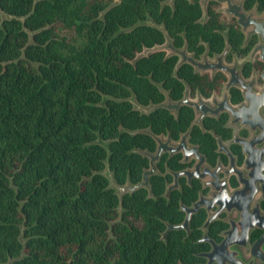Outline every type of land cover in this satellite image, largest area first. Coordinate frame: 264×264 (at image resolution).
<instances>
[{"label":"trees","instance_id":"obj_1","mask_svg":"<svg viewBox=\"0 0 264 264\" xmlns=\"http://www.w3.org/2000/svg\"><path fill=\"white\" fill-rule=\"evenodd\" d=\"M246 9L264 11V0H243ZM211 1L200 0H0V263L11 264H179L193 260L196 249L183 232L165 221L179 222L178 198L189 204L196 186L176 191L170 201L161 194L170 170L180 169V154L158 161L162 173L146 187L126 192L119 216V197L102 173L105 159L114 180L137 183L149 167L155 139L144 131L178 138L193 118L181 104L178 115L165 107L151 111L134 107L183 95L184 81L209 95L220 90L221 73L212 79L194 73L177 54L146 47L162 44L163 24L177 47L184 37L198 55L206 48L245 54L236 20H228ZM150 17L155 24L147 23ZM226 30V31H224ZM224 31V32H223ZM184 80V81H183ZM236 93L232 96L236 99ZM205 119L190 140L200 142L215 161V140L208 129L226 136L222 121ZM108 144V148L104 146ZM166 164V165H165ZM201 209L192 218V234L203 221ZM212 229V226L210 227ZM214 234V232H213Z\"/></svg>","mask_w":264,"mask_h":264},{"label":"flooded vegetation","instance_id":"obj_2","mask_svg":"<svg viewBox=\"0 0 264 264\" xmlns=\"http://www.w3.org/2000/svg\"><path fill=\"white\" fill-rule=\"evenodd\" d=\"M211 1L213 0L208 1L206 8ZM221 7L222 4L217 2L216 9L223 12L228 20L234 18L243 33L241 45L246 46L253 37L255 38V42L245 54L238 55L232 53L230 59L227 57L230 52L229 46L223 61L228 65L236 64L234 74L239 81L228 86H226V82L231 78L230 73L222 69L196 70L188 61L182 62L191 64L194 73H199L200 75L207 74L212 79L216 74L221 73L224 79H222L220 90L216 91L212 89L209 95L201 93L198 87L192 92L190 86L183 80L184 90L182 97L187 89L188 98L190 100L197 101L200 96L203 101L212 106L213 111L209 110L207 114L202 116L201 112H195L192 105L182 103L190 106L193 110V118L187 129L181 131L178 138H173L168 130L166 133H155L156 135H162L164 138H166L169 133L171 141L176 143L181 139L182 134L187 132V142L190 145H195L198 149V153L203 156V161L199 164L198 175L190 179H188L186 175H180L176 183H174L172 171L193 168L194 164L198 161L196 155L192 153L189 156H185L182 151H177L170 155V152L167 151L162 152L159 159L156 161L158 173L164 174L166 171L170 172L172 175V179L165 182V188L161 194L166 198L167 202L170 201L172 193L176 191L183 193L186 189L185 186L189 188L196 186L197 188V196L189 204L184 203L181 197L178 198L179 210L183 212V218L179 222L164 220V230L167 227V222L179 224L185 220L186 211L181 209L182 205L190 206L201 196L207 200L212 198L215 194L221 201L228 202L230 204V209H221L218 213L214 214L217 210V204L210 210L205 206H200L197 211L191 214L185 226L170 229L182 231L183 239H190L194 247L198 249L193 251L194 257L192 261L183 262L179 260V264H220L218 260L210 261L203 253L212 249L211 241L220 243L225 236L223 232L227 230H229L228 235L232 243L230 247L237 250L235 254L231 255L236 264H264V49L263 55L261 48L256 49V46L262 43L257 33H251L247 36V30L252 28V26L248 27L249 29L247 30H243L237 18L235 16L229 17ZM225 37L227 38V35H225ZM225 40L227 41V39ZM185 42L187 43L186 37H184L183 44ZM187 50L196 60H202L205 50L198 55L190 51L188 46ZM218 53L210 54L208 51V60H214L215 55ZM179 58L178 56V60ZM232 91L237 94L236 99L233 98ZM224 96L227 97L226 101L229 106L233 108L232 111L223 107ZM172 100L176 101L178 99ZM214 108H216V111H214ZM177 115L174 114L175 117ZM206 118L212 119V123H214V121L219 123L222 121V126L226 128L224 132L227 133L224 137L216 133L213 128L208 129L215 140V146L213 147L215 161L213 162H211L207 154L202 151L200 142H192L190 140V131L193 126H197L201 132L207 131L203 124ZM218 138L221 139V144L218 142ZM156 146L157 142L155 140V149ZM155 149L153 151H155ZM176 153L180 154L179 160L183 166L177 170H170L165 164V171L161 172L158 167V161H160L161 157L165 155L167 161ZM207 168L210 171H216V173L208 172ZM173 183L174 185L169 189L167 195H164L168 186ZM242 187L243 190L239 191L238 189ZM201 209L205 211V217L197 226L199 231H197L196 234H192V218ZM212 214L215 216L206 223L207 218ZM211 226L212 229H210ZM164 230L161 232V237ZM170 230H168V232ZM168 232L166 233L165 239H163L164 241H167ZM219 255L220 258L224 260V257H221L222 254L220 253Z\"/></svg>","mask_w":264,"mask_h":264},{"label":"water","instance_id":"obj_3","mask_svg":"<svg viewBox=\"0 0 264 264\" xmlns=\"http://www.w3.org/2000/svg\"><path fill=\"white\" fill-rule=\"evenodd\" d=\"M116 1H118V0H116ZM116 1H113V2H116ZM166 1L169 3L173 2V0H166ZM208 1H210V0H200L201 7L203 9V15L201 17V20H204L206 17V4L208 3ZM216 1L222 4L221 9L229 17L235 16L237 18V21L242 26L243 30H247V29H249L248 27L252 26V28L247 30V36H249L251 33H257L258 34L259 40L262 43L258 44L256 46V49L261 48L262 49V55H263V49H264V15L261 17L256 16V12H257L256 6H254L250 10H246L244 8V5H243V0H216ZM0 14L4 15V13L1 11H0ZM145 22L155 24L150 17H148L145 20ZM155 25H157L159 28H161L163 30V32L165 33V38H166L165 41L159 45H154L152 47H146L139 54L146 53V52L153 50V49H165L167 51V54L174 53L180 57L176 66H175V70L177 69V67L182 62L188 61L189 63H191L194 66V68L196 70L200 69L203 71L205 69H213V70L222 69L225 72L230 73L231 78L226 82V86L239 81L237 76H235V74H234V72H235L234 68L236 67V64L228 65V64H225L223 61L225 53L229 49V45H228L227 41H226L224 50L221 53L216 54L214 60H208V58H207L208 48H206L205 51L203 52L202 60H196L193 57V55L188 52L186 42L181 47L175 46L173 43V40L171 39V37L166 32L164 25L162 23L161 24H155ZM225 39H227V38L225 37ZM166 95H167L166 100H164L160 103H157V104L141 105L135 100L134 97H130V100L134 103V107L139 108L141 111H145V112L151 111L152 109H155L158 106H162V107L169 109L170 111L174 112L175 115H177L178 108H179L180 104H182V103L192 105L194 107L195 112H197V113L201 112L202 116L207 114L209 110L213 111L212 106L209 105L207 102L203 101L200 96L198 97L197 101L190 100L188 98V90L187 89L185 90L184 96L181 99H178L176 101H174L170 98L168 91H166ZM247 97H248V95H247ZM226 99H227V97L224 96L223 107H226L232 111L233 108L231 106H229ZM214 109H215L214 111H216V108H214ZM212 113H214V112H212ZM143 130L152 134V136L154 137V139L157 142V146H156L155 151H153V152H150V151L145 150V149L144 150L136 149L137 151L141 152L143 155L148 156V158H149V167L145 168L143 170L142 179L139 182L131 183L130 180L127 179V181L123 184L117 183L114 180L112 171L110 170V166L108 164V157L105 159L106 166L102 170V173H104L109 179L108 186L115 188V190L118 194V197H119V203L117 206L119 209V216L117 217V219L115 221L121 220V217H122L121 213L123 211L122 198L126 192L131 193L136 188L143 186V187H146L149 191L148 197L152 196V193L150 190V176L152 174L158 173L156 161L159 159L162 152L169 151L170 155H171L174 152L182 151L185 154V156H189L190 154L194 153L196 155V157L198 158V161L196 162V164H194L193 168L184 169V170H180V171H172V174L174 175V183L177 182V179L180 175H186L188 179L192 178L193 176H197L198 175L197 172L199 170V164L203 161V156L198 153L197 147L195 145H190L187 142V132L183 133L181 136V139L175 143V142L171 141L169 133L167 134L166 138H164L162 135H156L149 128H144ZM218 142L221 144V139L218 138ZM103 144L106 148H108V144L106 142H104ZM207 170L210 173H216V171H210L208 168H207ZM216 177H217V175H216ZM214 178H215V176H214ZM174 183L170 184L168 186V189L164 193V195H167L169 189L172 187V185H174ZM243 187L239 188L238 190L242 191ZM216 204L218 206H217V210L214 214L218 213L221 209H230V204L228 202L221 201L220 199H218L216 197L215 194L212 196V198L207 199V200H205V198H203L201 196L198 200L194 201L192 203V205H190V206L182 205L181 209L186 211L185 220L179 224H171V223L167 222V227L163 231L161 238L165 239L166 233L171 228H180L182 226H185L187 224V221L190 218L191 214L193 212L197 211L200 206H205L208 210H210ZM214 214H212L210 217L207 218L206 223L209 222L210 219L215 216ZM228 231L229 230L223 232V234H225V236L220 243H215V242L211 241L212 249L208 252L203 253V255L207 256L210 261L218 260L220 262V264H228V263L236 264L235 260L231 257V255L235 254L237 252V250L235 248L230 247L232 243H231V240L229 239ZM217 252H220L222 254L221 257H224V260H222L220 258V255H219L220 253H217ZM23 255H24V252L22 249L21 255L16 257V258H21ZM16 258L9 257L7 259V261L2 262L0 264H11L13 262V260Z\"/></svg>","mask_w":264,"mask_h":264},{"label":"rangeland","instance_id":"obj_4","mask_svg":"<svg viewBox=\"0 0 264 264\" xmlns=\"http://www.w3.org/2000/svg\"><path fill=\"white\" fill-rule=\"evenodd\" d=\"M113 1H116V0H113ZM263 15H264V12H258V11L256 12V16H257V17H259V16L261 17V16H263ZM239 60H240V59H239Z\"/></svg>","mask_w":264,"mask_h":264}]
</instances>
